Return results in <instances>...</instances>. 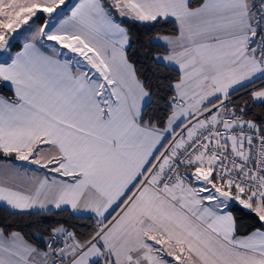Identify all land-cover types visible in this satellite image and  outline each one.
I'll use <instances>...</instances> for the list:
<instances>
[{
  "label": "snow or ice",
  "instance_id": "obj_1",
  "mask_svg": "<svg viewBox=\"0 0 264 264\" xmlns=\"http://www.w3.org/2000/svg\"><path fill=\"white\" fill-rule=\"evenodd\" d=\"M128 21L174 25L153 115ZM0 86V204L93 225H0V264H264V0H0Z\"/></svg>",
  "mask_w": 264,
  "mask_h": 264
},
{
  "label": "trees",
  "instance_id": "obj_2",
  "mask_svg": "<svg viewBox=\"0 0 264 264\" xmlns=\"http://www.w3.org/2000/svg\"><path fill=\"white\" fill-rule=\"evenodd\" d=\"M192 3H197V0H192ZM39 25L40 22L38 21ZM125 27L128 29L130 44L128 50V57L137 68V74L142 80H146L148 87L153 91V97L151 104L148 107V115L156 113L157 108H163V103L157 99L158 96H162L163 93L157 89V85L160 83L158 77L160 76H175L174 72H166L162 68H157L150 58L151 54H155L161 51L155 46L154 38L157 35L163 33L171 34L174 25H157L156 27H148L147 25L136 23L131 21L125 23ZM25 29H23L24 31ZM15 46L14 51L21 49L20 42L13 40ZM0 96L11 98L12 92L7 87L0 86ZM239 96H244L247 99L246 92L237 94V103H242L238 99ZM262 111L259 108L253 109V112L260 114ZM162 115V113H161ZM56 211L47 212L40 215H15L13 211L0 206V225L10 226L13 229L22 231L26 236L31 237L36 234L43 235L50 227L51 222L61 221L65 222L66 226L76 232L84 235L91 229L92 222L90 220H82L73 216L70 211H63L59 215L55 214ZM233 215L237 222L239 229L238 235H245L252 230L259 228L260 224L256 218L241 208H234Z\"/></svg>",
  "mask_w": 264,
  "mask_h": 264
},
{
  "label": "crops",
  "instance_id": "obj_3",
  "mask_svg": "<svg viewBox=\"0 0 264 264\" xmlns=\"http://www.w3.org/2000/svg\"><path fill=\"white\" fill-rule=\"evenodd\" d=\"M73 2H74V0H73ZM37 26H39V25H38V24L34 25V28L37 27ZM155 38H156V37H155ZM155 38H154V42H155ZM24 41H25V39H23V41L20 43L21 46H22V44L24 43ZM20 50H21V49H20ZM18 166L21 167V168H27V169H29L30 171H35V172L38 173L40 176H43V175H44V170H43V169H39V168H37V167L34 166V165H28V164H26L25 162H18ZM0 206L5 207V208L11 210V209H10L9 207H7L6 205L0 204ZM11 211H13V210H11ZM52 211H57V210L52 209L50 212H52Z\"/></svg>",
  "mask_w": 264,
  "mask_h": 264
},
{
  "label": "rangeland",
  "instance_id": "obj_4",
  "mask_svg": "<svg viewBox=\"0 0 264 264\" xmlns=\"http://www.w3.org/2000/svg\"><path fill=\"white\" fill-rule=\"evenodd\" d=\"M32 27L34 28V25H33ZM37 27H38V26H37ZM25 28H27V26H25ZM26 36H27V31L24 30V31L21 32V35H18V36L16 37L15 41L21 43V42L23 41V39L26 38ZM245 211H246V210H245ZM246 212H247V211H246Z\"/></svg>",
  "mask_w": 264,
  "mask_h": 264
},
{
  "label": "water",
  "instance_id": "obj_5",
  "mask_svg": "<svg viewBox=\"0 0 264 264\" xmlns=\"http://www.w3.org/2000/svg\"><path fill=\"white\" fill-rule=\"evenodd\" d=\"M23 31V29L21 30V32Z\"/></svg>",
  "mask_w": 264,
  "mask_h": 264
}]
</instances>
